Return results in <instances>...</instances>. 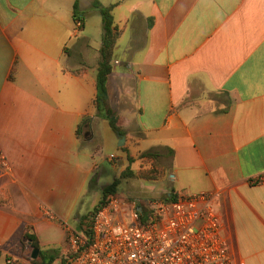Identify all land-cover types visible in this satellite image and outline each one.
Listing matches in <instances>:
<instances>
[{"label":"crops","instance_id":"crops-1","mask_svg":"<svg viewBox=\"0 0 264 264\" xmlns=\"http://www.w3.org/2000/svg\"><path fill=\"white\" fill-rule=\"evenodd\" d=\"M95 1L120 32L107 88L123 136L94 103ZM0 147L4 260L30 232L73 264L69 234L114 181L105 161L137 171L162 149V197L215 194L233 264H264V0H0Z\"/></svg>","mask_w":264,"mask_h":264},{"label":"built area","instance_id":"built-area-1","mask_svg":"<svg viewBox=\"0 0 264 264\" xmlns=\"http://www.w3.org/2000/svg\"><path fill=\"white\" fill-rule=\"evenodd\" d=\"M0 165L11 169L1 147ZM222 233L215 194L176 193L147 204L109 195L68 244L73 264H233Z\"/></svg>","mask_w":264,"mask_h":264},{"label":"trees","instance_id":"trees-1","mask_svg":"<svg viewBox=\"0 0 264 264\" xmlns=\"http://www.w3.org/2000/svg\"><path fill=\"white\" fill-rule=\"evenodd\" d=\"M93 8L101 14L103 19V26H104V36H103L102 46L100 48V59L97 66V78H96L97 94L94 103L96 105L98 114L109 121L110 126L112 127L114 132L123 136L125 135V132L122 127L123 125L122 119L109 105V94L107 88L108 77L113 71L112 61L114 57V50L120 36V32L115 25L114 18L112 15L114 6H104L99 1H95L93 3ZM74 14L77 21L83 22L82 17L80 16L79 13L78 1H76L74 5ZM91 123L92 120L90 118L83 119L82 123L80 124L79 133L81 134V132L84 131L85 129H90ZM155 154H152L151 152H147L143 156L154 157ZM124 175L136 176L137 178L145 181H157L158 179L162 180L165 177L166 171L164 170L158 175L156 172L153 171V168L142 169L138 172H135L131 169V167H129ZM119 185H120V180L115 179L111 185L104 187L103 199L95 209V212L104 203V201L109 195L117 196L116 191L118 190ZM175 194L176 193L171 192L169 197L174 198ZM147 220H148V216L145 219H143L144 222H146ZM25 236L27 239L31 241V246L34 249L40 250L39 242L36 236L28 235V234ZM53 252L56 253L57 251L56 250H53L52 252L40 251L39 255L37 256L38 258H35L32 261V264H53V261L56 258ZM47 256H49L48 257L49 259H47ZM1 260H2V253L0 252V264H1Z\"/></svg>","mask_w":264,"mask_h":264},{"label":"rangeland","instance_id":"rangeland-1","mask_svg":"<svg viewBox=\"0 0 264 264\" xmlns=\"http://www.w3.org/2000/svg\"><path fill=\"white\" fill-rule=\"evenodd\" d=\"M148 152H151L152 154H155L154 157L152 156H143L145 153H143L142 155L139 156V158L144 159L140 161V166L137 171L138 172L142 169H144V166L147 165L149 163L150 167L149 168H153V171L156 172L158 175L162 172V171H166L167 167L169 166V154L162 149H155V150H150ZM129 162H133L131 159ZM121 163L118 161H113L110 160L109 162L105 161V166L111 170V177L112 179H119L120 180V185L118 190L116 191L117 197H121V198H127V199H136L139 202H141L142 204H147L149 201L152 200H160V199H165L166 197H162V189H164L163 185H164V181L161 180H157V181H145L142 179L137 178L136 176H130V175H124L126 170L130 167H126L122 172H121ZM117 169L116 171L115 168ZM164 169V170H163ZM134 171V170H133ZM117 177V178H116ZM103 199V197H102ZM99 205V203L85 216H82L80 218V223H79V229H82V224L91 219L93 214L95 213V209L97 208V206ZM32 235V233L30 232H26L25 235ZM22 246V251H20L18 249L16 256L17 259H13L14 263L13 264H32V261L35 259L33 257L34 254V248L31 246V242L29 239L26 238L25 243H21L19 244V248ZM28 247V248H27ZM27 248V249H26ZM69 250V247H68ZM70 254V252H69ZM58 258H61L59 260V264H67V258L66 255H62L59 254L57 256ZM38 258V257H37ZM1 264H7V259H3L1 260Z\"/></svg>","mask_w":264,"mask_h":264},{"label":"water","instance_id":"water-1","mask_svg":"<svg viewBox=\"0 0 264 264\" xmlns=\"http://www.w3.org/2000/svg\"><path fill=\"white\" fill-rule=\"evenodd\" d=\"M125 140H126V138H125V137H121V142H120L119 146H123V145H124V143H125ZM38 252H39V250H38V249H36V250H35V253L37 254ZM33 257H34V258H36L37 256H36V255H34Z\"/></svg>","mask_w":264,"mask_h":264}]
</instances>
